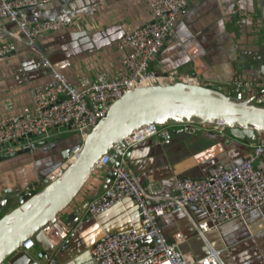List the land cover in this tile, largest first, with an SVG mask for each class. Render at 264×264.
I'll return each instance as SVG.
<instances>
[{
    "label": "crops",
    "instance_id": "1",
    "mask_svg": "<svg viewBox=\"0 0 264 264\" xmlns=\"http://www.w3.org/2000/svg\"><path fill=\"white\" fill-rule=\"evenodd\" d=\"M236 1L189 0L176 22L172 39L152 61V70L161 75L175 69L197 77L200 84H221L223 90L231 88L235 74L264 82V12L260 0H238L246 12L242 18L233 12ZM18 18L25 24L44 19L72 21L65 30L44 34L37 40V46L56 70L77 83L82 77L94 79L119 72L122 59L130 51L122 48L120 41L151 21L152 14L142 0H56L19 9ZM16 29V23L0 18V43L12 40L8 32ZM15 44L14 52L0 59V118L32 107L31 88L50 78L49 69L41 63L36 51L20 41ZM256 93L254 87L246 91V96ZM182 128L171 127L167 137L157 134L144 139L126 158L137 180L144 186L152 184L161 195L173 193L176 177H202L209 167L218 163L233 165L249 152L246 143L225 132L207 126L197 127L201 130ZM37 141L36 148L29 152L0 162V171L17 172L6 175L5 184L0 185V200L9 194L15 196L17 190L22 191L35 181L42 183L41 179L63 161L64 152H75L82 144L76 134L65 129L51 130ZM35 160L34 173H29ZM108 171L109 168L95 169L65 209L61 220L71 232L66 247L58 248L54 254L57 264H92L90 248L104 232L140 228L137 207L130 198L97 217L87 214L85 204L92 195L101 192ZM5 210L0 209V213ZM204 220L203 211L187 207L165 214L159 223L169 240L177 233L182 234L180 248L196 258L210 252L211 247L217 251L220 264H264V204L244 217L209 229L202 237L196 228ZM227 224L238 228H221ZM38 250L35 247L31 251L35 254Z\"/></svg>",
    "mask_w": 264,
    "mask_h": 264
},
{
    "label": "built area",
    "instance_id": "2",
    "mask_svg": "<svg viewBox=\"0 0 264 264\" xmlns=\"http://www.w3.org/2000/svg\"><path fill=\"white\" fill-rule=\"evenodd\" d=\"M54 1L0 0V18L17 25L15 31L8 32L12 40L0 43V59L12 54L16 49L15 41H20L36 51L41 63L50 71L46 82L31 88L32 107H23L18 113L0 118V155L31 148L39 142L37 138L46 136L51 130L71 131L83 141L106 115L110 105L127 91L169 85L176 81L192 83L194 80L195 84H200L197 77L181 74L175 69L157 75L150 66L172 39L176 22L189 0H142L151 11L152 19L120 41L122 48L130 50L121 61L120 71L113 75L101 74L94 79L82 77L77 83H72L56 70L37 46V40L44 34L61 31L72 21L44 19L25 24L18 18L19 9ZM260 3L264 12V0ZM233 12L240 18L246 15L238 0ZM230 84L231 88L224 89L226 95L237 101L251 99L254 104L264 106V82L235 74ZM254 87L258 93L246 96V91ZM207 127L219 133L225 132L220 126ZM170 129L171 126H151L133 132L124 140L123 148H113L98 161L95 169L108 168L111 156L115 151L120 152V162L112 169L114 177L111 183L105 191L88 199L87 214L97 217L130 198L137 207L140 228L104 232L90 248L92 264H220L218 253L212 248L199 258L182 251V234L177 233L173 240H169L160 226V218L175 210L194 207L206 214V220L198 223L196 228L203 237L209 229H217L233 218L244 217L264 204V134L261 132H257L256 143L247 144L249 152L239 162L230 166L215 164L199 178L176 177L170 195H161L152 184L142 185L129 167L126 156L137 143L148 137L157 134L169 136ZM75 152H71L69 159L62 161L45 178L59 176ZM70 232L71 228L58 217L50 224L47 235L57 249H64ZM35 247L34 239L29 238L21 248L31 251ZM35 255L39 258L44 253L38 250ZM47 264H57V259L52 256Z\"/></svg>",
    "mask_w": 264,
    "mask_h": 264
},
{
    "label": "water",
    "instance_id": "3",
    "mask_svg": "<svg viewBox=\"0 0 264 264\" xmlns=\"http://www.w3.org/2000/svg\"><path fill=\"white\" fill-rule=\"evenodd\" d=\"M262 70L264 74V67ZM206 125L220 126L231 138L246 144L256 143L257 132L264 134V106L254 104L251 99L237 101L226 95L221 84L215 82L176 81L127 91L110 105L106 115L88 132L75 152L74 161L69 162L59 176L44 178L42 184L35 181L26 189L17 190L15 196L9 194L0 200V209H6L0 217V264H47L48 258L57 250L47 235L50 224L62 217L100 158L117 146L123 148L124 140L133 132L151 126L201 130L197 127ZM36 146L0 155V162ZM68 159L69 152L66 151L63 161ZM119 162L120 152L115 151L107 163V180L100 193L111 183L112 169ZM64 221L68 222L67 219ZM29 238L34 239L43 251L42 257L21 248Z\"/></svg>",
    "mask_w": 264,
    "mask_h": 264
},
{
    "label": "rangeland",
    "instance_id": "4",
    "mask_svg": "<svg viewBox=\"0 0 264 264\" xmlns=\"http://www.w3.org/2000/svg\"><path fill=\"white\" fill-rule=\"evenodd\" d=\"M225 134H226L227 136H229V137H232L227 131H225ZM228 134H229V135H228ZM39 150H40V149H39ZM42 153L45 154V151H43ZM25 159H26V158H25ZM26 161L31 162V160H29V159H26ZM29 162H27L28 167H29ZM33 164H34L33 167H29V168H30L29 173H34L36 160L34 161ZM22 165H25V164H22ZM10 173H17V172H10V171L5 172L4 170H1V171H0V177L3 178V180L0 181V185L5 184V183H3V182L6 181V175H8V174H10ZM46 175H47V174H46ZM0 187H1V186H0ZM64 214H65V213H63L62 215H64ZM1 215H2V213H0V217H1ZM228 226H231V227H234V228H238V227H235L234 224H231V225L227 224V225H225L224 227H221V228H228ZM215 240H217V239H215ZM219 243H220V242H219Z\"/></svg>",
    "mask_w": 264,
    "mask_h": 264
},
{
    "label": "bare ground",
    "instance_id": "5",
    "mask_svg": "<svg viewBox=\"0 0 264 264\" xmlns=\"http://www.w3.org/2000/svg\"><path fill=\"white\" fill-rule=\"evenodd\" d=\"M64 30H65V29H64ZM192 83H194V84H195L196 82L193 80V81H192ZM192 83H190V84H192ZM74 159H75L74 157L70 158V162H73V161H74Z\"/></svg>",
    "mask_w": 264,
    "mask_h": 264
}]
</instances>
